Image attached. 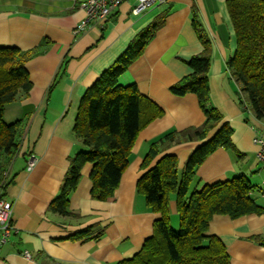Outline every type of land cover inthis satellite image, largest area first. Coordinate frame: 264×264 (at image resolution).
I'll return each instance as SVG.
<instances>
[{"label": "crops", "instance_id": "obj_1", "mask_svg": "<svg viewBox=\"0 0 264 264\" xmlns=\"http://www.w3.org/2000/svg\"><path fill=\"white\" fill-rule=\"evenodd\" d=\"M85 1L0 0V47L27 51L44 40L49 42L44 54L26 65L33 83L29 95L8 104L4 113L6 124L22 122L24 131L3 188L5 199L13 204L14 231L2 248L0 264H116L134 258L153 236L160 215L147 207L137 190L144 158L151 144L168 132L200 127L206 121L195 95L178 97L170 91L192 73L188 62L204 50L193 26L194 11L211 42L210 98L223 121L204 141L174 145L153 164L164 155H174L184 171L193 152L227 123L233 129L232 142L244 158L237 162L233 153L218 149L197 169L200 183L194 182L192 188L243 175L256 186L252 196L264 207V165L258 160L255 143L264 133V123L243 109L239 87L228 70L237 50L229 0H163L139 15L133 13L136 0H127L104 24H88L76 33L87 19L81 7ZM165 12L164 26L119 79L122 86L136 85L165 115L138 136L112 199L92 198L93 165L88 164L69 197L70 211L78 217L52 213L50 206L60 195L70 157L83 149L74 135L83 97L132 40ZM32 154L37 162L28 171ZM177 216L172 195L170 223L176 226ZM92 226L95 233L103 232L100 239H72ZM207 234L225 244L231 264H264V245L253 241L256 236L264 238V215L235 220L217 215Z\"/></svg>", "mask_w": 264, "mask_h": 264}, {"label": "trees", "instance_id": "obj_2", "mask_svg": "<svg viewBox=\"0 0 264 264\" xmlns=\"http://www.w3.org/2000/svg\"><path fill=\"white\" fill-rule=\"evenodd\" d=\"M228 11L234 25L237 50L228 62L231 78L239 87L240 104L264 123V0H229ZM167 12L139 33L128 49L107 69L87 91L81 101L74 135L82 151L70 157V168L63 181L60 195L50 206L52 213L63 217H78L70 211V195L82 178V171L93 165L92 198L112 199L122 176L130 164V156L140 133L165 115L164 110L143 96L136 85L122 86L120 77L139 60L157 32L164 26ZM194 29L204 47L188 65L192 73L170 88L173 95L198 98L206 116L200 127L168 132L151 144L145 156L137 190L145 198L147 207L160 215L154 224V234L145 241L141 251L132 259L116 264H231L225 244L208 235L210 222L217 215L235 220L249 215H264V207L253 198L256 186L246 176L192 188L197 169L218 149H225L240 162L244 155L232 142L233 129L224 123L215 136L197 148L184 171L179 169L178 157L163 152L174 145L202 142L223 121L210 98L208 73L212 62L210 39L199 21L196 11ZM49 42L23 51L0 47V183L7 168L18 155L24 126L22 122L8 125L4 121L6 106L27 97L33 87L26 65L44 54ZM8 184L7 179L2 185ZM175 195L180 218L179 230L170 223V201ZM95 226L78 233L73 240L100 239ZM264 245V238L253 237Z\"/></svg>", "mask_w": 264, "mask_h": 264}, {"label": "built area", "instance_id": "obj_3", "mask_svg": "<svg viewBox=\"0 0 264 264\" xmlns=\"http://www.w3.org/2000/svg\"><path fill=\"white\" fill-rule=\"evenodd\" d=\"M127 0H87L81 3V7L87 12L85 23L80 26L76 33H80L88 24H104L109 17ZM163 0H136V6L133 13L142 14L156 5L162 4ZM258 145L257 157L262 165H264V133L255 139ZM37 158L30 155L28 162V171H32L36 165ZM8 173L4 174L3 181L0 183V253L3 246L9 241L14 231L12 224L13 204L8 202L4 197L3 184L7 179ZM29 257V254L26 253Z\"/></svg>", "mask_w": 264, "mask_h": 264}, {"label": "rangeland", "instance_id": "obj_4", "mask_svg": "<svg viewBox=\"0 0 264 264\" xmlns=\"http://www.w3.org/2000/svg\"><path fill=\"white\" fill-rule=\"evenodd\" d=\"M15 162V160L13 161V163ZM13 165V164H12ZM232 180V179H231ZM179 217L177 216V220H179L178 219ZM171 226H172V228H174L175 230H179V227H180V222H179V225L178 226H176V225H174V224H172L171 223Z\"/></svg>", "mask_w": 264, "mask_h": 264}]
</instances>
